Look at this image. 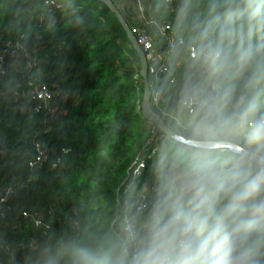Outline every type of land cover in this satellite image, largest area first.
<instances>
[{
	"label": "trees",
	"instance_id": "16d2710c",
	"mask_svg": "<svg viewBox=\"0 0 264 264\" xmlns=\"http://www.w3.org/2000/svg\"><path fill=\"white\" fill-rule=\"evenodd\" d=\"M111 1L130 30L143 29L159 48V27L168 26L178 55H185V63L157 83L163 98L154 110L173 131L264 152L233 135L249 131L241 119L264 120V0H144L147 11L139 0H130L131 6ZM40 14L42 22L35 19ZM21 35L39 62L32 81L53 92L52 111L32 114L25 98L13 97L27 79L19 65L10 66L0 81V186L12 187L13 194L0 217V264H133L134 253L140 260L151 245L139 229L129 242L120 222L139 164L133 192L155 186L161 199L155 215L179 212L181 226L192 224V264H264V187L242 212L227 211L261 175L258 169L229 151L194 149L154 134L141 114L139 59L103 3L0 0V52L4 40ZM191 46L195 61L188 57ZM205 63L211 64L208 81L223 87L212 104L222 120L214 130L180 107L195 80L191 71ZM148 83L152 89L153 80ZM33 138L47 160L31 173ZM174 167L198 179L185 195L170 184Z\"/></svg>",
	"mask_w": 264,
	"mask_h": 264
},
{
	"label": "built area",
	"instance_id": "2783aa9c",
	"mask_svg": "<svg viewBox=\"0 0 264 264\" xmlns=\"http://www.w3.org/2000/svg\"><path fill=\"white\" fill-rule=\"evenodd\" d=\"M167 3H172L174 0H165ZM45 5L48 7L57 8L58 5L54 1H47ZM141 10V9H140ZM38 22H42L44 16L42 14L37 15L35 18ZM134 35L137 45L143 52L146 62H147V76L148 79H152L154 85L151 89L150 102L151 106L158 108L160 102L163 98V91L158 86V81L164 75L170 74L175 69H179V63H175L174 58L177 57V47L175 43V36L169 32V27L166 25H160L159 36L163 39V46L158 47L156 40L148 35L143 29L134 28L130 30ZM24 38L21 35L18 38L6 39L2 42V50L0 52V81L3 76L8 74V69L12 65H19L22 72L25 74L27 82L25 83V89L20 94L17 90H12L11 93L14 98L20 99L25 98L30 111L32 114H50L51 100L53 98V92L44 83L34 82L31 73L38 67V59L34 57L26 48L22 42ZM178 44H182L181 39ZM206 57V50H203ZM188 57L191 61L197 59V51L194 46H191L188 51ZM191 71V70H190ZM191 73H193L191 71ZM195 75V74H194ZM197 88H202V82L195 81L193 83ZM206 89L209 94H204V92H193L188 91V93L182 97L180 107L185 110L188 114L195 115L197 106L206 101L208 104L212 105L215 101L217 94L223 89V87L215 82L208 81L206 84ZM200 90V89H199ZM221 117L216 116V120L209 130L219 129L222 127ZM240 127H244L249 130L251 134L261 133L258 138H264V120L257 117H252L248 121L241 119ZM247 122V123H245ZM33 158L28 162L27 168L32 173L37 171L41 165L47 160V152L42 146L41 142L36 138L32 141ZM264 158V152L259 153ZM143 168V164H139L136 169L132 172L131 185L129 191L126 194L124 201V209L121 215V232L128 239L129 242H134L138 236V225L141 221V217L145 212L150 211L152 215H155L161 206V199L158 193V189L155 186H145L143 190L133 192L135 178L139 175L140 170ZM148 190V192H146ZM129 193H132L129 195ZM13 194V188L10 186H0V217L5 215V204L7 200ZM131 199H127V196ZM150 195L156 197L153 202L150 200ZM28 216V215H25ZM36 227H41L46 229L47 227L42 226V224L34 220ZM181 226V225H180ZM182 227V226H181ZM133 264H139L138 256L134 253L132 254ZM178 256L175 254L173 260L177 259Z\"/></svg>",
	"mask_w": 264,
	"mask_h": 264
},
{
	"label": "clouds",
	"instance_id": "9594fccd",
	"mask_svg": "<svg viewBox=\"0 0 264 264\" xmlns=\"http://www.w3.org/2000/svg\"><path fill=\"white\" fill-rule=\"evenodd\" d=\"M199 123L204 127H211L216 119L214 106L206 101L201 102L196 108ZM261 133H254L256 139ZM261 187H264V175L253 179L246 188L237 193L229 205V213L242 212L244 202L255 195ZM264 211V207L260 209ZM181 214L174 213L167 221H164L162 214L154 216L152 221L151 246L140 258L139 264H192L188 258L192 248V242L188 238L192 230V224L185 223L180 226ZM178 256L172 260L169 257L172 254Z\"/></svg>",
	"mask_w": 264,
	"mask_h": 264
},
{
	"label": "water",
	"instance_id": "95a60500",
	"mask_svg": "<svg viewBox=\"0 0 264 264\" xmlns=\"http://www.w3.org/2000/svg\"><path fill=\"white\" fill-rule=\"evenodd\" d=\"M103 3L116 17L117 21L121 25L125 32L127 39L129 40L132 49L136 53L140 63V76L142 78L143 96L140 104L141 114L143 118L153 125L154 134L161 132L164 136L170 140L181 144L186 147L206 150V151H229L233 154L241 156L242 158L249 160L257 169L261 175H264V158L257 152L242 147L229 140H199L188 136L180 135L173 131L153 109L150 102L151 89L148 83L147 76V62L143 52L137 45L134 35L131 33L127 23L121 16L115 5L111 0H98ZM152 140V139H151Z\"/></svg>",
	"mask_w": 264,
	"mask_h": 264
},
{
	"label": "rangeland",
	"instance_id": "374dc122",
	"mask_svg": "<svg viewBox=\"0 0 264 264\" xmlns=\"http://www.w3.org/2000/svg\"><path fill=\"white\" fill-rule=\"evenodd\" d=\"M134 1V0H133ZM139 2L141 3L140 6L142 7L143 11H147L146 7H144V0H139ZM134 4V3H133ZM136 4V3H135ZM143 4V5H142ZM132 3L129 0V4L127 6H131ZM175 63H179V65H182L183 63H185L186 58L184 54L178 55L177 57L174 58ZM206 66V67H205ZM190 69H192L190 67ZM175 71V68H174ZM192 74L194 75L193 77L195 78V81H200L202 82V88H206V84L208 83V79L211 77L212 75V71H211V64L210 63H205L201 64L200 66H198V68H196ZM189 83V87L191 86V88L193 87V89H195L197 86L196 85H192V83ZM207 91V89H206ZM193 92V91H191ZM239 131V130H238ZM234 132V136L235 138H240L243 139L244 142L248 145L253 146L256 150L261 151L264 149V139H260V138H253V134H251L249 131H244L242 130V135L241 137L239 136L240 134L237 133V135ZM244 136V138H243ZM170 184L173 183V187L175 186L176 189L178 190V194L179 196L185 195L190 189H192L193 187L196 186V184L198 183V179L194 176H191L189 174H187L184 170L174 167L171 172H170ZM165 185H163L164 187ZM146 192H148V190H146ZM132 193H129V195H131ZM127 196V199H131L130 196ZM150 200L153 202V195H150ZM133 199V198H132ZM131 199V201H132ZM164 221H167L169 218H167L166 216V212L162 213ZM154 216L152 215V213L150 211L145 212L143 214V216L141 217V228L137 227V229H139V231H141L142 234V240L147 244V245H151V234H152V221H153ZM141 229V230H140Z\"/></svg>",
	"mask_w": 264,
	"mask_h": 264
},
{
	"label": "crops",
	"instance_id": "0c3cea01",
	"mask_svg": "<svg viewBox=\"0 0 264 264\" xmlns=\"http://www.w3.org/2000/svg\"><path fill=\"white\" fill-rule=\"evenodd\" d=\"M193 83H195V82H193ZM193 83H192V85H193ZM199 83H201V82H199ZM193 90L196 91V92H204V94H206V93L209 94V92L206 91V88H201V87L197 88L196 87L195 89H193V87L191 88V86H190V88L188 89V91H193Z\"/></svg>",
	"mask_w": 264,
	"mask_h": 264
}]
</instances>
